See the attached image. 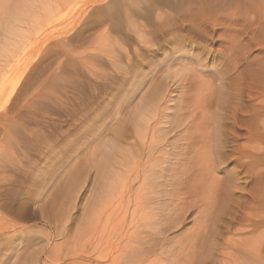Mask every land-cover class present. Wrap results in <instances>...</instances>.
<instances>
[{"label":"rangeland","instance_id":"374dc122","mask_svg":"<svg viewBox=\"0 0 264 264\" xmlns=\"http://www.w3.org/2000/svg\"><path fill=\"white\" fill-rule=\"evenodd\" d=\"M130 1L129 9L160 5ZM106 2L67 1L50 35L42 34L41 50L22 45L6 72L0 96V264H97L98 258L108 264L99 250L107 247L105 236L117 242L120 234L112 229L123 223L124 209L103 211L105 186L114 182L105 172L106 157L115 165L130 146L139 147L140 156L145 145L139 125L145 123L138 112L156 108V127L166 131L168 143L160 155L178 152L185 168L177 173L176 189L183 197L200 189L180 200L185 221L173 235L186 241V250L178 263L203 264L210 236L218 243L248 240L258 219L264 221V204L259 211L256 202L264 198V0L164 2L150 18L135 20L152 31L146 43L137 39L124 7L106 8ZM157 85L165 86L164 99L151 93ZM216 139L225 153L221 169L214 164ZM234 178L241 183L228 190ZM210 194L212 205L205 200Z\"/></svg>","mask_w":264,"mask_h":264},{"label":"bare ground","instance_id":"6f19581e","mask_svg":"<svg viewBox=\"0 0 264 264\" xmlns=\"http://www.w3.org/2000/svg\"><path fill=\"white\" fill-rule=\"evenodd\" d=\"M67 1H69V0H23V2H26L27 5L20 7L22 0H0V96L4 95L6 93L5 92L6 91V83L3 80L6 78V72H7L8 68L17 59V57H19L20 54L23 52L22 51L23 50L22 45L29 43L28 44L29 47L32 45L33 48L37 47V49H38L42 45V42H43V40H42L43 35L42 34L45 33L48 35L49 30L55 27V21L58 18L55 15L58 11V8L59 7L61 8V6L63 4H66ZM156 1L159 2L160 5L162 3L164 4V2H166L169 5L177 4L179 6V4L183 5V3L187 0H156ZM101 2H106L104 5V6H106V8L109 7V5H111V4H114L113 6H116V7H117V5H119V7L120 6L124 7L125 13H126L125 15L130 20V23L132 25L131 28L135 32L137 39H139L140 41H142L144 43L147 42V35H148V33H151L152 31L150 32L149 30H146V29H143L142 27H139V25H137L138 22H135V20L137 17L141 18L140 16H143L145 18H150L151 13L154 12L155 9L160 10V8H158L160 5L158 6L157 3H153V1H152L151 5H147V7L145 9H139L138 10V9L133 8V7L129 9V7L126 5V3L127 4L130 3V6H132L134 4L133 1L129 2V0H92V3H96V4L101 3ZM73 3H74V1H73ZM138 5H139V3H138ZM103 9H104V7H103ZM67 11L69 12V9ZM70 12H71V10H70ZM65 14H67V13H65ZM65 14H63V18H64ZM71 15H72V12H71ZM162 16H163V13L158 14V18L159 17L161 18ZM65 17H66V15H65ZM156 17H157V15H156ZM60 18H61V16L59 15V19ZM63 18H61V19H63ZM73 18H74V16H73ZM66 19L67 18H64V20H66ZM57 21H59V20H57ZM68 21H70V19ZM62 25H64V24H62ZM148 28H150V27H148ZM98 37H100V36H98ZM149 38H151V37H149ZM25 48H24V50H25ZM29 52H31V50ZM23 59H24V57H23ZM168 63H166V64H168ZM155 87H156L155 89L152 88L151 93L153 94V92H154L156 98L160 96L162 99L165 96L164 94L166 93L165 92L166 91L165 86L161 87V86L157 85ZM154 94H153V96H154ZM157 94H159V95H157ZM151 96H150V98H152ZM156 98H155V100H156ZM142 100H144V99H142ZM149 100H151V99H149ZM152 100H154V98ZM157 101H159V100H157ZM148 103H149V101L147 102V104ZM142 105H144V103H142ZM157 105L160 107L159 102H157V104H155L156 107H158ZM162 105H163V103L161 104V106ZM145 109H147V108H145ZM162 109H163V107H162ZM162 109L160 111H162ZM149 110H150V108H149ZM149 110H147V111H149ZM158 111H159L158 108H156L154 112L150 111L148 114L145 113L146 111L144 113L142 111H141L142 113L138 112L139 115L136 114V115H138V118L136 117L137 120L140 119L141 122L143 121L145 123V125H143V126L141 124L139 125L140 129H141L139 131V133H141L140 138H142L140 141L142 142V145H145L143 151H141L142 153L140 152V156L136 155V153H138L140 151L138 149L139 147L137 148L138 151L136 152L137 149L136 148L132 149L133 146H130V147L126 146L127 150L126 149L124 150V148L121 146V147H119V149L117 147V149L120 150V152H122L124 150L123 155L121 154L122 158L120 159V157L118 155H116L115 152L113 155V156L116 155L119 157V160L115 163V165H110L109 164V157H106V165H105L106 170H105V172L107 171L106 173H108V178L110 175H112V178L110 179V181L113 180L114 182L112 183V182H109V180H108L107 181L108 186L107 185L105 186L106 198H105L104 205H103V211L105 210V212H110L111 210L114 211V209H117V208L118 209H124V210H122V212H124V214L122 213L123 214V217H122L123 223H120V227L118 224H117L118 227L115 226L116 228H119L117 231H114L112 229V231H113L112 233L116 232L117 235L120 234L118 239L116 238L118 243L116 241L114 243L113 242L108 243L107 238L110 235L105 236V237H107L106 238L107 247L102 249L101 252H100L101 249L99 250V253L100 254L102 253V255H100L101 259H102V257L103 258L107 257L108 264H179L178 262H179V259H181L180 256L182 254L181 250H182V248L185 249V246H186V241L175 239L174 235H173V233L175 234V232H178L180 227L182 228V226L184 225V221H185V213L182 212L183 206L181 207L180 200L187 199V197L190 198V196L193 193L199 191L200 189L199 188H196V189L190 188L189 194L184 196V197L182 196L183 195L182 191H181L182 188L179 187V189H176L177 188L176 182H177V179L179 178L177 173L179 171H181L182 164H180L178 161V160H180V158H177L178 152H171V150H170L168 156H166V155L161 156L160 155V154L166 153L165 148H166V145L168 143H166L164 141V140H166V137H165L166 131H162V129H159V127L158 128L156 127V126H158L157 123H159L161 121V120L158 121L160 119V115H159V113H157ZM163 111L165 112L166 109ZM162 114H164V113L162 112ZM133 115L135 116V114H133ZM138 124H139V122H138ZM138 124H136V125H138ZM136 127H138V126H136ZM163 136L165 138H162ZM115 140L116 139H114V141L112 142L113 147L112 146L110 147L109 145L111 143H109V145L107 147L109 149V150L107 149V151H108L107 154H110L111 151L113 152ZM216 142H217V139H216ZM122 143H123V141H122ZM117 144H119V143L117 142ZM115 146H117V145L115 144ZM216 146H217V148H216L217 153H215L216 151L213 152L216 155V158H215L216 163H214V164L217 165V167L221 169L223 163L225 162L224 158H222V154L225 155V153H224V150L222 153L223 144L218 143ZM257 151L258 152H257L256 156H257V161L259 162L261 160V157H262L261 153H260L261 150L257 149ZM170 153L172 155H170ZM171 158H175L177 163L173 164L171 161ZM115 159H116V157H115ZM213 162H215V161L213 160ZM99 165H101V164H99ZM99 165L97 167H99ZM105 167H104V169H105ZM98 169H100V168H97V170ZM182 170H185V168H183ZM257 172L260 176L261 175V169L258 168ZM240 183L241 182H238V180L236 178H234V180H232V183H228L229 188L227 186V189L229 190V189H231V187L237 188V186L240 185ZM189 184H191V183H189ZM170 186H171V188H170ZM261 188H260V190L262 191ZM209 193H211V191ZM114 195H115V198H114ZM213 195L210 194L209 196L205 197V200L207 199L208 203L211 205L214 201ZM201 199L203 201L204 197ZM69 200H70V198H69ZM184 201H186V200H184ZM194 201L195 200H193V202ZM200 202H201V200H200ZM256 202L258 203L257 208L260 211L262 208V204H264L263 196L259 195L256 198ZM195 205L200 206L199 201L196 202ZM183 209H184V207H183ZM201 209L202 208H200L198 215L196 216V220H199L200 215L203 213V209L202 210ZM112 211H111V213H112ZM210 211H211V209H210ZM65 216H67V215H65ZM108 219L109 218L106 217V220H108ZM118 220H120V219H118ZM118 220H116V221L118 222ZM258 220L259 221H257V223H256L257 228L254 231V233L252 234V237L248 240L230 237L227 240H220V242L218 243L216 241L215 237L210 236V240L207 242L208 243L207 246L208 247L210 246L208 248V253H209L207 255L208 259H206V258H205L206 260L200 259L202 261V263L203 264H217V263L218 264H230V261L232 260V258H235L236 261H238L237 264H263L264 263V260H263L264 231L261 230L260 227L264 224V221H263V219L262 220L258 219ZM94 221L95 220H93V222ZM121 222H122V220H121ZM204 223H206V220L204 221ZM62 227H64V226H62ZM203 227L207 228L208 226L206 227V225H204ZM101 230H103V228ZM216 231L213 232V234L215 236H216ZM65 237H66V235H65ZM110 237H112V236H110ZM101 238H102V235H101ZM113 238L115 239V237H113ZM95 240H96V238H95ZM104 241H105V239L103 240V242ZM190 242H191V240H190ZM115 243H117V244H115ZM96 245L99 246V244H96ZM102 246H104V245H102ZM102 246H100V248ZM94 250H96V249H94ZM185 250H184V252H185ZM206 250H204V251H206ZM204 251H202V254ZM216 252H217V254H216ZM93 253H94V251H93ZM205 254H207V253H205ZM236 254H239L240 258L237 257ZM102 261H103V259L100 260L99 258L96 260L97 264H104ZM186 263H187V261H186ZM196 264H197V262H196Z\"/></svg>","mask_w":264,"mask_h":264},{"label":"clouds","instance_id":"9594fccd","mask_svg":"<svg viewBox=\"0 0 264 264\" xmlns=\"http://www.w3.org/2000/svg\"><path fill=\"white\" fill-rule=\"evenodd\" d=\"M25 5H27V3L23 2V0H22V3L20 4V7L25 6Z\"/></svg>","mask_w":264,"mask_h":264}]
</instances>
